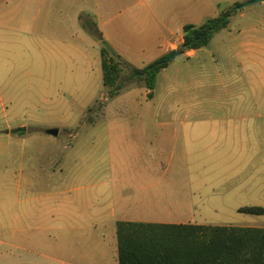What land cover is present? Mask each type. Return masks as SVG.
Here are the masks:
<instances>
[{"label":"rangeland","instance_id":"obj_1","mask_svg":"<svg viewBox=\"0 0 264 264\" xmlns=\"http://www.w3.org/2000/svg\"><path fill=\"white\" fill-rule=\"evenodd\" d=\"M100 1L0 2V219L77 246L79 264L113 263L93 254L118 221L264 228L238 211L264 207V1L146 0L155 17L107 22ZM226 11L229 27L153 90L130 78ZM103 47L122 62L116 95Z\"/></svg>","mask_w":264,"mask_h":264},{"label":"trees","instance_id":"obj_2","mask_svg":"<svg viewBox=\"0 0 264 264\" xmlns=\"http://www.w3.org/2000/svg\"><path fill=\"white\" fill-rule=\"evenodd\" d=\"M231 16L226 11L201 25H185L179 51L207 46L216 33L229 27ZM175 51L143 68L130 66V78L153 90ZM101 56L103 83L116 95L121 89L122 62L107 47L102 48ZM238 211L264 215L260 206H244ZM117 243L118 264H264V228L258 227L118 221Z\"/></svg>","mask_w":264,"mask_h":264},{"label":"crops","instance_id":"obj_3","mask_svg":"<svg viewBox=\"0 0 264 264\" xmlns=\"http://www.w3.org/2000/svg\"><path fill=\"white\" fill-rule=\"evenodd\" d=\"M144 1L146 0H138L134 1L135 3L124 5L125 2L119 0L116 7L114 0H101L99 10H97L100 14H97L105 20L104 22L123 15H127V17L133 15L136 20L147 18V16L155 17L156 14L153 11V7H146L145 10L139 9V6ZM176 49L177 44L171 40L167 44L163 56L167 55L169 51H175ZM25 216L29 217L28 214H25ZM17 217L18 214L15 213L11 222L0 219V264H79L69 262L66 258L71 253L75 256H80L79 254L83 252L82 249L77 248V246H68L67 243L63 242H60L58 245H52L49 240L35 241L30 236L24 235L26 230L17 220ZM93 226L88 229L91 230ZM117 244L114 240L108 241L102 238L93 256H96L95 254L97 253V256L101 258L107 259V257H110L113 260L112 264H118Z\"/></svg>","mask_w":264,"mask_h":264},{"label":"water","instance_id":"obj_4","mask_svg":"<svg viewBox=\"0 0 264 264\" xmlns=\"http://www.w3.org/2000/svg\"><path fill=\"white\" fill-rule=\"evenodd\" d=\"M261 1H264V0H254V1H252V2H249V3H247V4H244L243 6H246V5H249V4H254V3H257V2H261ZM243 6H242V7H243ZM179 54H181V51L176 50L175 53L172 54V56H171V58L169 59V61H170L171 59L175 58V57H176L177 55H179ZM49 132H50L51 134H53V135H57V134H58V130H56V129H52V130H50ZM7 133H8V131H7Z\"/></svg>","mask_w":264,"mask_h":264},{"label":"flooded vegetation","instance_id":"obj_5","mask_svg":"<svg viewBox=\"0 0 264 264\" xmlns=\"http://www.w3.org/2000/svg\"><path fill=\"white\" fill-rule=\"evenodd\" d=\"M22 129H17V131H21Z\"/></svg>","mask_w":264,"mask_h":264}]
</instances>
